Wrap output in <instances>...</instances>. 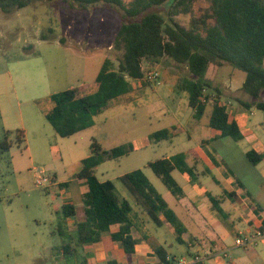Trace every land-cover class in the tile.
Masks as SVG:
<instances>
[{
	"label": "rangeland",
	"instance_id": "rangeland-1",
	"mask_svg": "<svg viewBox=\"0 0 264 264\" xmlns=\"http://www.w3.org/2000/svg\"><path fill=\"white\" fill-rule=\"evenodd\" d=\"M125 1L128 3L130 0ZM207 7L206 0H199L195 4L197 12ZM161 13L168 20L164 8ZM177 21L188 28L191 17L179 16ZM120 27V16L107 6L80 10L72 9L62 0H43L35 1L12 14L0 11V89L6 94V103L11 111L15 114L22 111L25 118L32 112L42 116L49 93H59L72 86L93 84L106 59L111 60L113 69L117 70L123 53L115 47ZM166 65L169 66L168 63ZM145 72L149 74L147 68ZM154 72L158 76L153 82L147 81L148 85L160 81V72ZM181 75L189 77L188 70ZM245 79L244 72L230 65L221 67L217 82L224 90V87H232L235 96H221L222 104L237 106L239 101L251 100L252 97L243 91ZM206 92L208 100L213 102V92L209 89ZM146 94L147 97L137 103H112L94 117L95 125L92 128L74 139H63L59 143L44 134L46 149L45 144L41 147L35 133L25 135L24 144H16V135H9L13 147L8 153H0V264H81L85 259L87 264H107L102 259H96V256L91 258V263L88 262L90 256L84 247L79 248L76 258H64L63 238L58 232L64 199L53 192L49 193V188L38 187L35 184V170H43L53 182L55 175L60 180H67L81 170L80 162L73 159L89 155L93 141L107 151L126 144L139 147L142 140L156 132L185 125V94H176L175 102L163 89L157 94L147 88ZM262 100L264 101V96ZM211 113L212 106L208 105L201 119L203 126L209 124ZM251 113L255 114L252 117L253 124H264L263 111L255 107ZM13 118L15 119L14 116ZM42 120L45 126L51 128L45 118ZM5 135L0 117V143L4 141ZM190 136L189 130L182 131L173 140L149 143L126 157L108 160L98 167L97 177L103 182H113L117 190H124L118 181L119 177L142 170L182 222L191 232L198 234L199 230L175 208L177 198L148 167L149 162L198 147L201 143L198 136ZM260 139L264 143V132ZM208 149L220 161L225 178H233L242 184L241 188L234 186L239 195L245 200L260 202V206L264 207V195L259 194L257 188V166L248 161L244 148L239 147L230 137H221L210 142ZM59 150L65 155V161L61 160ZM174 178L181 187L184 185L179 171L174 173ZM201 182L214 193L223 189L212 177H202ZM244 190L249 194L243 193ZM194 199L196 202L199 200ZM198 203L201 204L200 201ZM202 209L204 212L209 210L204 205ZM224 211L222 215H216V218L222 223L229 222L230 219L234 221L232 212ZM206 215L209 216L210 212ZM75 226L76 222L67 225V231L74 234ZM154 228L161 230L156 226ZM229 237L224 240L228 257L221 255L224 258L223 264H264V248L251 251L237 246L234 238ZM166 249L169 253H179L180 256L185 255L187 250L186 246L178 243H174L173 247L166 246ZM255 253L259 256L253 257ZM175 260V264H179L180 259ZM123 262L126 264V260L123 259Z\"/></svg>",
	"mask_w": 264,
	"mask_h": 264
},
{
	"label": "trees",
	"instance_id": "trees-1",
	"mask_svg": "<svg viewBox=\"0 0 264 264\" xmlns=\"http://www.w3.org/2000/svg\"><path fill=\"white\" fill-rule=\"evenodd\" d=\"M35 1L43 0H0V11L12 14ZM62 1L72 9L107 6L116 11L121 18V27L115 47L123 53L117 70L113 69L111 60L106 59L93 84L80 85L46 99L53 108L45 118L59 137L69 138L92 128L94 117L106 110L111 101L132 91L130 80L147 83L144 79L146 68L150 72V68L164 60L188 69L189 77L180 79L178 88L188 93L189 105L195 111L190 128L200 123L210 104L209 127L216 132L215 138L230 137L236 142L243 139L237 122L231 119L220 97L211 103L204 95L207 89H212V84L206 80L210 65H230L244 72L243 91L253 98L252 104L245 105L264 112V0H206L208 7L199 12L195 10L199 0ZM162 8L168 20L162 15ZM183 15L191 17L188 28L177 21ZM42 38L45 40V36ZM179 133L177 128L159 131L144 139L143 145L171 140ZM13 134L16 135V144L25 143L23 132H6L4 141L0 143V153L10 151L13 142L9 141V135ZM132 152V144L107 151L96 141L91 143V154L81 161V170L76 175L87 184V192L82 197L83 218L76 222L74 234H70L66 227L69 220L76 217L77 210L74 205L66 204L62 207V218L58 223L64 258H76L79 248L101 243L105 238L118 244L126 255L135 254L138 241L132 236L133 222L130 218L134 207L157 227H171L176 233V242L185 244L186 228L142 170L132 171L118 179L132 204L127 200L120 201L113 182H103L97 177V167ZM190 155L195 156L193 151H189L149 164L153 173L178 199L184 196V191L172 173L178 170L194 180V169L187 163ZM246 156L254 166L264 160V154L255 151H249ZM64 187L66 184L58 188ZM210 200L221 213L218 202L212 197ZM113 226H118L117 232L111 231ZM154 257L156 264L176 263L175 258L162 247L154 248ZM81 264H87L86 259Z\"/></svg>",
	"mask_w": 264,
	"mask_h": 264
},
{
	"label": "crops",
	"instance_id": "crops-1",
	"mask_svg": "<svg viewBox=\"0 0 264 264\" xmlns=\"http://www.w3.org/2000/svg\"><path fill=\"white\" fill-rule=\"evenodd\" d=\"M166 62L169 66L166 65ZM146 66L149 65L146 64ZM150 69L152 71L160 72V81L148 85V82L145 83L139 80H130L132 91L111 101L108 105V108L112 103L129 104L131 102H140L142 98L147 97V88H151L153 93L157 94H159V91L163 89L167 93L168 97L173 100V102H175L176 100V94L186 95V116L183 117L185 120V125L173 128H177V130L180 132L189 130V132L191 133L190 137L193 138L195 136H198V139L201 143L196 148L187 149L186 151H184H193L195 154V156L190 155L187 159L188 165L194 169L195 179L192 180L188 175L182 174L179 171L182 174V181L184 183V185L182 186L184 196L181 199L177 198V204L175 205V208L179 209L184 217L187 220L191 221V224H193L199 230V235L191 232L189 228L182 222L176 211H174L179 220L186 228L187 232L184 234L183 239L185 241L184 246H186L187 250L185 255L180 256L178 255L179 253L171 254L167 251L166 246L173 247L174 243H177L175 231L167 225L157 227L149 221V218L146 215H144L139 209L134 207L132 213L130 214V218L133 222L132 236L138 241L135 254L126 255L124 250L118 244H114L110 242L108 238H105V240L101 243L84 246V249L86 248V250H88V256H90L88 262L91 263V258L93 259L96 256V259H102V261L107 264H109V262H115L116 264H125L123 262V259L126 260V264H156L157 260L154 257V248L162 247L167 251L170 257L175 259H190L191 257L198 255L203 264H223L222 261L224 260V258H222L221 253L225 252L224 240L226 238H230L229 236H232V238H234L235 240L239 230H253L264 225V207L260 206V202L255 197L254 200H257L259 203L251 202V200L249 199L245 200L244 197L239 195L237 189L234 187H242V184L238 180H234L233 178H225L224 168L221 166L220 161L208 149L210 142L221 138H215L216 132H214L209 127V124L207 126H203L200 121L199 124L190 128V123L192 122L195 111L189 105L188 93L178 88V81L184 78L181 73L184 72L186 74L187 67L186 69H183V66H178L174 62L164 60ZM220 69L221 67L210 65L206 74V80H208L212 84V89H209V91L211 93L213 92L212 95L215 98L219 96L221 99V96L224 95L235 98L232 87H224V90L223 87L218 84L217 78L220 75ZM180 70H182V72ZM72 88H74V86L69 87V89ZM205 92L204 95L207 97V94H205ZM53 94L54 93H49L47 99H49ZM6 97V94L0 89V117L3 121L5 132L21 131L26 136H29L30 133H35L36 139L40 140L41 147H43V144H45V149L47 144L45 137H43L44 134H48L60 143L61 141H63V139H74L82 133H78L69 138H55L56 133L52 132L54 130H51L53 129L51 125L49 124V127L51 128H48V126H45L42 120L43 118H45L46 114L53 108V105L50 101H48V103L42 109L43 118L42 116H39L34 112H32L31 115H28V118H25L22 111H19L18 114H15L14 111H11L9 105L6 103ZM159 99L161 100L160 97ZM209 102L212 101L209 100ZM252 103L253 98H251L250 101H239V105L237 106L226 105L227 112L230 115L231 119L237 122L243 135V139L237 142V145L244 148L245 154H247L249 151H255L257 153L264 154V143L260 139L261 133L264 132V124L257 126L253 124L252 117L255 114L251 113V110H253L255 107L248 108L245 105ZM11 113H13V115ZM13 116L15 117V119L13 118ZM173 128H171L170 130H172ZM171 140H173V138ZM143 141L144 140H142L139 147L137 145H133L134 151H136L140 147H144ZM59 152L61 154V160L65 161V155L61 152V150H59ZM90 154L73 160L75 162H80L81 164V161L89 157ZM175 155L166 158H171ZM150 163L151 162L148 163V167ZM256 166L259 182L257 187L258 192L259 194L264 195V160ZM97 169L98 167L96 168V175ZM176 171L178 170H175L172 173L173 177ZM78 173L67 180H60L57 178V175H55L54 184L48 189L49 193L53 192L56 195L62 197L64 199V205L71 204L76 207L77 215L75 218L77 220H69L68 225L80 221L83 218L82 197L87 192V184L85 180H79L76 178V175ZM202 177H212L215 183L223 186V189H218L219 192L217 191L216 193L212 192L208 187H206V184H203L201 182ZM62 184H66V187L61 188L60 190L58 187ZM116 193L120 201L127 200L132 204V201L125 189H116ZM243 193H245L246 195L249 194L246 190H244ZM211 197L218 202V207L222 211L221 213L213 207V204L210 200ZM194 198L199 199L198 202L200 201L201 204L196 202ZM260 199L262 198L260 197ZM202 204L207 210H209L204 212L202 209ZM168 205L172 209L169 203ZM224 210H226L227 212H232V215L235 218L234 221L230 219L229 222L222 223L221 220H218L216 218V215H222V213L225 212ZM207 212H210L209 216L206 215ZM236 220L238 223H236ZM152 225L161 230L158 231ZM118 229V226H113L111 228V231L117 232ZM258 248H264V241H259L255 246L248 248V250L255 251V249ZM258 256V253L253 254V257Z\"/></svg>",
	"mask_w": 264,
	"mask_h": 264
},
{
	"label": "built area",
	"instance_id": "built-area-1",
	"mask_svg": "<svg viewBox=\"0 0 264 264\" xmlns=\"http://www.w3.org/2000/svg\"><path fill=\"white\" fill-rule=\"evenodd\" d=\"M158 76L157 72L151 71L149 74L145 73V81L153 82L154 79ZM227 107V106H226ZM36 171L35 175V184L38 187H44L45 189L50 188L54 182L50 179V177L46 176L43 170ZM259 241H264V225L257 227L255 229H242L239 230L237 236L235 238V244L239 247L250 248L255 246ZM224 258H227L228 255L226 252H222L221 254ZM200 257L198 255L193 256L191 259L183 258L180 260L179 264H193L196 262H200Z\"/></svg>",
	"mask_w": 264,
	"mask_h": 264
}]
</instances>
